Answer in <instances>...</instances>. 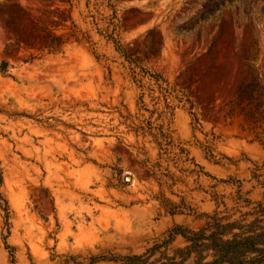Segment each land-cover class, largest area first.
Instances as JSON below:
<instances>
[{"label": "rangeland", "instance_id": "374dc122", "mask_svg": "<svg viewBox=\"0 0 264 264\" xmlns=\"http://www.w3.org/2000/svg\"><path fill=\"white\" fill-rule=\"evenodd\" d=\"M204 1L0 0L11 209L9 226L0 214V264H121L110 260L145 254L175 227L254 219L264 206V18L256 0H237L177 34ZM111 37L149 75L135 80ZM156 76L175 90L165 118ZM149 124L167 139L141 130ZM185 245L178 237L171 249Z\"/></svg>", "mask_w": 264, "mask_h": 264}, {"label": "trees", "instance_id": "16d2710c", "mask_svg": "<svg viewBox=\"0 0 264 264\" xmlns=\"http://www.w3.org/2000/svg\"><path fill=\"white\" fill-rule=\"evenodd\" d=\"M236 1L237 0H205L201 4V9L196 17L188 25L176 29L177 34H182L185 31H192L198 27H203L206 24L212 23L227 5H231ZM256 1L260 6L259 12L264 18V0ZM5 25L16 41L22 43L23 40L15 34L12 25L6 21ZM153 32H156V30L154 29ZM53 39L57 41L60 40V38ZM111 39L116 41L114 37H111ZM58 43V45H61L60 42ZM115 43L118 42L116 41ZM51 45H54V43H51ZM159 45L162 46L163 44L160 43ZM216 45L217 42L215 40L210 44L207 53V55H211L212 59V53ZM117 50L123 55L127 63L130 64L135 80H137L138 77L144 78L149 75L142 66L144 60L141 57L133 54L131 50H126L120 43L117 44ZM155 51L156 50L149 47V54L147 55L153 56ZM154 78L156 79L157 85L162 90L166 107L165 110L161 112L159 110H154L152 113L160 112V118H165L168 113L167 111H170V113L174 111V107L170 105L168 100L175 90L173 91L168 87L164 88L169 82L161 76H156ZM252 88L250 94L252 97L251 101H259V86L254 85ZM245 95V89L242 87L239 88L236 93L237 99L242 100ZM157 101H160V99H157ZM250 104H252V102H250ZM147 129L156 139L159 137L167 139L168 137L167 134H164L162 126L154 128L152 124H149L148 128L141 127L142 131H147ZM154 130H157L159 133L153 134L152 132ZM3 181V170L0 166V214L3 216L6 225L9 226L11 209L8 201L4 199L1 193ZM252 216L254 219L252 221H247V225H241L237 222H227L225 219L210 216V222L198 231L178 226L170 231L168 239L155 244L145 254L115 257L110 261L115 263L120 262L121 264H264V206L259 205ZM178 237H182L186 245L182 248L171 249L172 244ZM157 255H159V257L155 259Z\"/></svg>", "mask_w": 264, "mask_h": 264}]
</instances>
